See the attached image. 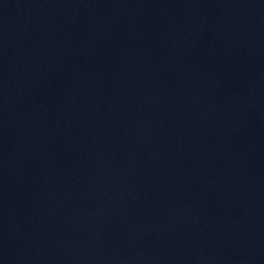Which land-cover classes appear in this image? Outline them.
<instances>
[{
	"label": "water",
	"instance_id": "1",
	"mask_svg": "<svg viewBox=\"0 0 264 264\" xmlns=\"http://www.w3.org/2000/svg\"><path fill=\"white\" fill-rule=\"evenodd\" d=\"M0 264H264V0H0Z\"/></svg>",
	"mask_w": 264,
	"mask_h": 264
}]
</instances>
